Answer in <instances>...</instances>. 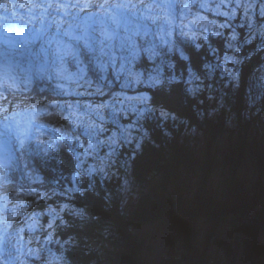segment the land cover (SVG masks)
Wrapping results in <instances>:
<instances>
[{
	"label": "trees",
	"instance_id": "16d2710c",
	"mask_svg": "<svg viewBox=\"0 0 264 264\" xmlns=\"http://www.w3.org/2000/svg\"><path fill=\"white\" fill-rule=\"evenodd\" d=\"M207 33V39L199 38L198 42L192 43L180 40L179 44L178 38H173L177 49L182 50L190 59H181L177 49H173L171 52L160 51V56L149 61V65H136L137 68L142 66L140 81L143 84H139L140 96L147 95L149 100L141 103L143 109L138 105L137 110L141 108L140 115L137 112L125 118L134 123V118L138 117L146 136L135 155L130 156L136 187L133 191L136 199L131 202L130 207L122 204L121 194L116 189L119 181H115V178L107 180L95 175L93 182H90L89 176L80 172L79 166L77 167L80 155L76 152V140L51 136L52 144L46 152L33 151L31 146L27 147V152L24 147L10 164L3 167V194L10 196L16 205L17 201L24 204L22 212L18 205L13 211L10 228L26 227L24 220L32 213L45 214L51 207L58 210L67 205L61 211L60 220H56L52 228H48L43 220L40 235L38 231L36 237L31 238L33 242L43 240L41 249L43 252L48 250L49 256L56 259L55 264H103L106 261L109 264H152L148 254L154 252L158 255L160 249H155V244L161 239L159 234L169 219L177 220L183 225L185 239L182 246L192 252L194 241L201 230L199 219L204 218L209 223V228L204 232L202 251L193 264L212 263L210 247L222 226H227L233 235L231 244L234 251L230 262L217 257L213 258L214 264H234L237 250L245 243V236L249 234L259 237L264 234V183L257 179L254 187L248 189L238 173L249 149L242 141L245 139L242 133H248L249 124L253 128L250 139L255 140L254 145L258 143L259 148H262L257 140L259 127L255 128L262 122L258 123L260 118L253 119L257 116L254 115L255 112L252 114L250 111L252 115H248L249 107L242 100L247 95L244 92L246 80L263 61L264 36L262 40L254 36L251 43L241 44L242 60L238 63L239 73L235 75L234 81L240 85L238 88H230L224 87V79L219 82L220 70L212 65L213 61L218 62L220 53L222 55L228 50L225 48V37L217 35L214 38L213 33ZM247 34L246 32L245 35ZM149 39L150 37L141 40V45L149 47ZM215 42L218 55L212 54ZM197 44H201L199 48L196 47ZM155 51L158 52V49ZM80 57L81 62L86 64V75L100 81L101 76L93 66L98 59H94L87 49L81 51ZM68 64L70 69L77 70L76 60ZM157 68L159 72L156 71ZM191 72L204 79L205 84L212 82L210 95L207 96L205 90L201 93L188 91ZM150 75H159L162 83L155 87L149 86L146 81ZM172 77L176 79L173 80ZM48 82L52 83L51 80ZM113 90L108 88L106 94L116 96L117 87ZM117 95L120 96L119 93ZM10 97L13 102L22 98L26 103L30 99H42L40 105L47 106H57L62 101L56 90L49 89L41 81H34L31 90L21 96L11 93ZM209 102L212 108L219 105L217 111L208 106ZM52 110L54 113L46 114L45 121L69 133L72 124L65 118L67 114L57 111L54 106ZM211 110L213 114H210ZM162 112L166 115H161ZM259 112L260 115L263 114L264 109ZM125 113H130V109ZM231 113H235L240 119L235 117L234 125L229 124ZM120 115L124 113L117 112L116 121ZM108 116L111 119V115ZM242 122L244 124L237 128ZM191 128L196 130L191 131ZM235 131L240 142L235 144L236 141H233L232 150L229 151L231 153L224 154L219 159L218 155L224 145L222 136L226 134L230 138ZM197 132L203 134L202 144L197 142ZM189 135L195 137V145L187 140L186 136ZM261 139L264 145V136ZM196 148L202 150L198 156ZM193 151L194 156L191 154ZM253 155L256 156L260 174L264 176L263 155ZM218 164L226 165L229 170L220 176L223 178L220 181L222 190H213L209 186ZM30 171L36 176V180L31 177L28 179ZM37 196L42 198L37 199ZM175 228L179 232L182 230ZM253 242L256 252L264 253V245L259 244L256 238ZM154 264H177V260L170 256L164 259L159 256V261Z\"/></svg>",
	"mask_w": 264,
	"mask_h": 264
},
{
	"label": "rangeland",
	"instance_id": "374dc122",
	"mask_svg": "<svg viewBox=\"0 0 264 264\" xmlns=\"http://www.w3.org/2000/svg\"><path fill=\"white\" fill-rule=\"evenodd\" d=\"M108 1L115 2L116 0ZM19 2L20 1H18V3ZM7 3V0H0V7H3L6 12H11L10 7H7ZM45 3V0H40L35 4L29 5L28 8L33 7L31 10L33 18L45 19L50 12L54 14L58 10V12L62 13L69 8V0H59L58 3L55 4L56 7L53 5L49 7ZM132 4L137 5L136 8L130 9V12L134 14L122 16L119 19V26L114 23L112 26H108V29L112 30L107 31L110 33L114 31L115 34L110 41H106L108 43L106 44V47H104V56L101 54L103 58H99L98 54L93 55V57L95 56V58H98V60L93 63V66L96 73L101 76L100 81L94 80L91 76L86 75V64H83L80 56H76L72 51L65 52L63 50L62 55L59 56L54 54L53 51L52 54H54V60L53 63H50L46 67V69H48L47 71L44 69V66L46 65L44 63L42 64L41 57L37 54V48L31 53L32 59L27 55L30 52L24 54L17 50V53L13 50H5V55L7 54V57H4V52H2L3 57L0 55V104H3V98L1 97H4L3 94L8 92L9 89L20 88L21 85L24 89L31 87L32 80H30L29 73H35L39 76L47 77L48 79L52 78L53 75L55 80H60L62 77V83L59 85V89H57L58 93L62 96L63 102L59 109L65 111L67 114V116H65L68 121H74V123H71L72 129L69 133L64 132L59 127L47 124L43 121L42 115H45L44 113H54V111L52 110V105H40L43 101L42 99H30L33 103L30 101L26 103L21 98L20 101L15 102V105L0 106V111L3 113L22 108L29 109L31 115L35 119H38L37 121H39L41 127L39 129L33 127L30 129L31 132L18 135L17 138L14 139L15 142L12 143V146L15 144L17 145L14 153L21 149L22 144L29 139L35 141L34 143L36 146L40 145L39 150H42L52 144L49 137L51 135L49 134H53L56 139L70 135L73 137V140H76L74 137L79 136L80 139L75 141V146L76 152L80 155L77 160L80 172L86 173L89 176L90 182H93L92 180L95 178V175L105 177L107 180L115 178V181H119L116 189L118 188L117 192L121 194V202L125 207H130L131 202L136 199V193L133 192L136 187L130 167V156L135 155V152L138 151L142 141L146 137L142 131L141 121L137 120L138 117L134 118V123H130L125 119L132 113L135 114L138 112L140 115L139 110L141 111V108L143 109V105L140 102L135 99H129L130 97L140 96L139 88L141 85L139 84H143L142 81L139 83L136 82L134 74L142 71V66L137 68L136 65L139 63L141 65H149L151 61L160 56V51L171 52L173 49H177L178 47L173 44L174 37L178 38L177 40L180 44V40L183 43H185L184 41L192 43L198 42L199 38H202V40L207 39V32L213 33L214 38L217 36L216 33H222L220 37H225V48H228L227 43L230 41L231 34L235 32L236 40L230 41L233 44V47L228 48V50L224 51L222 55L221 53H218L217 43H213L212 51L213 49L215 51H213L212 54H219L220 58H218L219 60L217 63L213 61L212 65H215L216 68L220 70V74L218 72V75H220L221 78L219 82L224 79V87L238 88L240 83L238 84L234 81L235 75H238L239 73L238 63L242 60L240 55L241 44L243 42L251 43L254 36L260 38V40H262L264 36V0H239V3L238 0H195V3H193V0H180L179 4L175 6L177 12H173L175 18L172 19L171 17H167V19H171V24L165 23L166 18L161 17L159 23L154 25L155 27L151 30L147 28L149 19L146 18L150 17V14L146 10H139L141 7H144V4H141L139 0ZM184 4H188L189 7L183 8ZM201 4H204L205 7L201 8ZM248 5H251V7H248ZM223 13H227L228 15L225 16ZM2 15L5 14L3 13ZM130 17L134 18V21L142 25L141 32H138V30L135 29L136 23H129ZM4 18L5 17H0V19ZM98 24L99 22L97 25ZM149 24L152 26L153 21L151 20ZM220 25H226V27H220ZM246 32L248 33L247 35H245ZM96 35L97 34H95V40L103 39L102 36L99 37ZM148 37H150L148 42L149 47L142 46L141 40L148 39ZM152 46H154V49H158L157 53H159V55L153 56L152 59H149ZM95 47L97 50L94 48L93 50L95 51L93 53L100 52V46L96 45ZM146 49H149V51H146ZM109 50L110 52L108 53ZM72 53V56L75 55L72 58L76 59L78 66L75 72H71L72 70L67 71L64 64V60L70 58ZM105 55H107V57H105ZM226 55L232 56L234 59L225 60L224 57ZM16 61L21 63V71L13 67L11 68L12 64ZM101 63L104 65L102 71L99 67V64ZM129 69L133 75H129ZM48 73L50 76H48ZM110 73L112 77H110ZM9 76L12 78L14 77L15 81L13 82L12 78L9 79ZM108 77H110V79ZM209 79H211V77ZM7 81H10L11 83H7ZM204 82V79L199 77V80L190 81L188 88L195 89V91L200 93L205 90L207 92L205 94L208 96L210 95V90H212V82L210 81L207 84ZM110 87L112 90L114 87H117V92H115L116 96H109L106 94L107 89ZM244 92H246L247 95L242 102L246 101L249 107L247 110L248 115H252L255 112L254 115L257 116L253 119L256 120L260 118L257 120L258 123L262 122L264 125V112L261 115L259 112V110L263 111L264 109V104H262V98H264V56L261 66H259L254 74L252 73L251 77L246 80ZM15 93L21 96L25 91L18 89ZM118 93L120 96L117 95ZM31 96L34 97V95ZM210 104L211 103L209 102L208 106L211 107ZM101 105H107V107H100ZM138 105H140L141 108L137 110ZM54 107L56 108L55 105ZM133 108H135L136 111H132ZM217 108H219V105L214 108L211 107V109L216 111ZM128 109H130V113L126 114L125 112H127ZM213 110L209 111L211 112L210 114L214 113ZM250 111H252V114L249 113ZM97 112L103 116V120H100L99 116L96 114ZM117 112L124 113V115H120L119 120L116 121ZM108 114L111 115V119H109ZM258 114L260 116H258ZM230 115V125L236 124L235 117L240 120L235 113H231ZM92 122L97 125H102L106 130L102 133H97L95 138L96 140L104 141V143L97 144L95 151L89 150L91 155L86 156L83 153L84 149L87 148L89 140L87 136L83 135L84 125ZM244 122L238 124L236 127L238 128V126H242ZM262 124L255 126L256 129L259 127V130H257V140L260 142L262 148H259L258 143L254 145L255 140L252 141L250 139L251 134H253V128L250 124L248 133L246 134L244 131L242 133V135L245 136V139L242 140L243 144L249 147V149H247L244 155L245 157L241 162L238 173L243 182L246 183L248 189L254 187V182L257 179H261L264 183V176L260 174L256 164V156L253 155L258 153L263 155L264 158V145L261 139L262 136H264V126H262ZM129 125H132V127H129ZM125 128H127V133L122 136L121 129ZM194 130L196 129L191 128V131ZM125 136L127 138H125ZM189 136H186L187 140L192 145H195V137ZM195 136H197V142L202 144V132H197ZM113 137L117 141L115 144L108 142L109 138ZM222 141L224 145L222 151L218 155L219 159L222 158L224 154L231 153L229 151L232 150L231 144L233 141H236L235 144L240 142L236 135V131L230 138H228V135L226 134L225 136H222ZM93 143H95V141H93ZM235 144L233 146H235ZM196 149L195 152L198 156L202 150H199L198 148ZM251 149H253V151H251ZM3 152H5V149L0 145V154ZM195 152L193 151L191 154L194 156ZM14 153L11 155L9 154L8 157L12 158ZM2 165L3 163L0 161V167ZM90 169H95V171L90 172ZM228 170L229 167L226 165L223 166L222 164H218V167L215 170L218 178H216V174L215 176L212 174L209 187L213 190H222L220 189V181L223 178H220V176L222 173L226 174ZM2 176L3 173L0 168V179ZM29 177L36 180V176L32 171L28 174V179ZM0 183H2V180H0ZM52 192L55 191L52 190ZM10 202H12L11 197L0 193V264H55L56 259H52L49 256L48 250L46 249L47 251L45 252L42 251L41 247H43V240L39 239L36 240V242L31 240V238L36 237L37 232L42 226L43 220H45L48 225L51 216L45 215L47 212L45 214L42 212H35L27 216L26 220H24L26 227L17 226L11 229L8 227L9 224H11L10 210L14 209L7 207ZM14 208L16 209L17 207ZM51 209H54L61 215V207L58 210H56L55 207H51ZM37 213L40 214L38 217V226L34 229H30L28 225L32 223L31 217ZM207 224L209 223L206 222V219H199L201 230H199L197 238L194 241V251L189 252L190 250H188L186 246H182V242L185 239V231L182 229L183 225L177 220L173 221L172 219H169L166 222L163 231L161 230L162 233L159 234L162 236L161 239L155 244V249H160L158 255L154 252L148 254V258L151 259L150 262L152 264L158 262L159 256L163 259L166 258V256H170V258L177 260V264H193V261L197 259L196 257L199 256L202 251L205 242L204 232L209 228ZM175 227H179L182 230L179 232ZM144 231H146V229ZM38 235H40V231L38 232ZM232 237L233 235H231L227 226L219 228L218 235L213 238L210 247L209 254L210 257H212L211 264H214L215 260L213 258L217 257H220L221 259L225 258L230 262L231 253L234 251V246L231 244ZM254 238H256V241L259 244L264 245V234H260L259 237H252L247 234V236H245V243L240 247V250H237V258L234 264H264V253L259 254L256 252L254 249ZM109 263V261H106L103 264ZM222 263L223 262H220L219 264Z\"/></svg>",
	"mask_w": 264,
	"mask_h": 264
},
{
	"label": "snow or ice",
	"instance_id": "6c2138e0",
	"mask_svg": "<svg viewBox=\"0 0 264 264\" xmlns=\"http://www.w3.org/2000/svg\"><path fill=\"white\" fill-rule=\"evenodd\" d=\"M139 2L142 4L143 3V0H139ZM193 3H195V0H193ZM238 3H239V0H238ZM85 6H87V5H85ZM101 6L103 7V5H101ZM21 7H23V5H21ZM49 7H51V5H49ZM112 7L115 10V15L113 17H111L112 23L117 24V26H119L120 21H119L118 17H122V16H125V15L134 14V13H131L130 12V9L136 8L137 5L136 4H132L131 3V0H129L128 3H117V4H114ZM146 7L149 8V9H155V8L165 9V10H167V16L168 17H171L172 19L175 18L173 16L172 12H171V10L174 8V4L172 2L165 3V2H163V0H161L160 3H156L155 0H153V3L148 4ZM188 7H189L188 4H184L183 5V8H188ZM200 7L203 8V7H205V5L204 4H201ZM248 7H251V5H248ZM223 15L227 16L228 14L227 13H223ZM146 18L151 19L153 21V23H155L157 20L160 19V17L158 15H154V16H150V17H146ZM165 23L171 24V19H167L166 18L165 19ZM220 27H226V25H220ZM114 34H115L114 31L110 33L106 29H104V30H101V36L103 37V39H101V40H95V39H93V40L89 41L88 39H85L82 36H71V39L74 40V41H77V42L83 40L84 47L87 48L89 51H92L93 48L96 45H99L100 46L99 47V51L103 55L104 54V47H106V41L111 40ZM145 34H147V33H145ZM65 35H69V34L68 33H65ZM169 35H170V33H169ZM216 35H222V33H216ZM234 40H236V34H235V32H233L231 34V37H230V41H234ZM230 41L227 43V47L228 48H232L233 47V44ZM165 43H167V42H165ZM196 47L199 48L200 45L197 44ZM146 51H149V49H146ZM213 51H215V50L213 49ZM177 52L179 53V56H180L181 59H185V60L190 59L189 57H187L184 54V52L182 50L177 49ZM156 55H159V53L155 52L154 46H152V48H151V54L149 55V59H152V57L153 56H156ZM224 59L225 60H233L234 58L232 56H227L226 55L224 57ZM99 67H100V69L102 71L104 65L101 63V64H99ZM169 67H171V65H169ZM205 67H210V66L209 65H205ZM156 71L159 72V68H157ZM129 75H133V73L131 72L130 69H129ZM134 75H135L136 82H138V83L141 82L140 81V73H135ZM172 79L174 80L176 78L175 77H172ZM189 79H190V81H192V80H199V77L195 74V72H191L190 73V76H189ZM146 83L149 86H151V87H155L156 85H160L162 83V81L159 78V75H157V76H151L150 75L149 78H148V80L146 81ZM188 91L189 92H194L195 89L189 88ZM129 99H135V100H137L140 103H147L148 100H149V97L147 95H143V96H139V97H130ZM100 107H107V105H101ZM132 111H136V109L133 108ZM96 114L99 116L100 120H103V116L102 115H100L98 112ZM161 115H166V113H163L162 112ZM65 118L67 119V117H65ZM69 123L70 124L71 123H74V121L69 120ZM129 127H132V125H129ZM104 131H106V130L103 128L102 125H97L94 122L88 123V124H85L84 125L83 135L84 136H87L88 137V140H89V143L87 144V148L84 149V153H83L84 155H86V156L87 155H91V152L89 150L95 151L97 144L104 143V141H99V140H96L95 139L96 136H97V133H102ZM125 133H127V128L121 129L122 136ZM125 138H127V137L125 136ZM62 139H73V137H71L69 135V136H66V137H62ZM74 139L79 140L80 137L79 136H76V137H74ZM93 141H95V143H93ZM108 142L111 143V144H115L117 141L113 137V138H109V141ZM21 143H23V142H21ZM78 166L79 165H77V167ZM92 171H95V169H90V172H92ZM0 187H2V185H0ZM40 198H42V197L41 196H37V199H40ZM17 205H18V207L20 209V212H22L23 209H24L23 202L17 201ZM67 207H68L67 205H63L61 207V211H63ZM18 214H19V212H18ZM46 214L51 216V220L49 221L47 227L48 228H52L53 225H54V222L56 220H60V213L59 212H56L54 209L49 208ZM39 216H40V214L37 213L33 217H31L32 223H30L28 225V227L30 229H34L35 227L38 226V217ZM60 222L61 223H64L63 220H61ZM49 235H51V234H49Z\"/></svg>",
	"mask_w": 264,
	"mask_h": 264
},
{
	"label": "bare ground",
	"instance_id": "6f19581e",
	"mask_svg": "<svg viewBox=\"0 0 264 264\" xmlns=\"http://www.w3.org/2000/svg\"><path fill=\"white\" fill-rule=\"evenodd\" d=\"M18 39H20V40H24V39H27V40H30L31 41V43L32 44H34V45H36L37 44V38L36 37H34L29 31H27V30H22V31H20V35H19V38ZM78 43V42H77ZM77 46H80V44L78 43L77 44ZM94 52V51H93ZM74 54H76V56L78 55V56H81V50L80 49H76L75 51H74ZM75 56V55H74ZM84 59V58H83ZM48 69H46V71H47ZM34 76V73L32 74V78H33V80H35V81H37V78H35V77H33ZM48 76H50V74L48 73ZM41 77V76H40ZM49 80H51V78L50 79H46L45 80V83H46V85H47V87L49 88V89H52V90H57V87H56V82L55 81H53V80H51L52 81V83L51 84H49ZM29 131V130H28ZM30 132V131H29ZM53 136V135H52ZM6 138V139H9L8 138V136L7 135H5L4 134V131L2 130V129H0V140L1 139H3V138ZM35 141H33V140H31L30 142H29V140L26 142V144H24V147H27L28 146V148L31 146V147H33V151H38L39 150V147H40V145L39 146H36V144L34 143ZM27 143H29V144H27ZM28 148H27V152H28ZM2 248V247H1Z\"/></svg>",
	"mask_w": 264,
	"mask_h": 264
}]
</instances>
